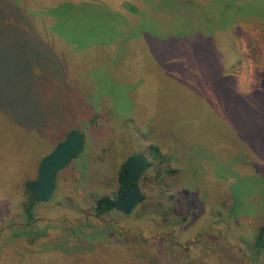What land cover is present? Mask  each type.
<instances>
[{"label":"rangeland","instance_id":"1","mask_svg":"<svg viewBox=\"0 0 264 264\" xmlns=\"http://www.w3.org/2000/svg\"><path fill=\"white\" fill-rule=\"evenodd\" d=\"M226 1L0 0L1 27L27 17L39 51L29 61L0 44V264H264L253 247L264 225V110L254 120L225 113L233 97L214 93L195 54L158 59L143 37H210L216 79L251 94L264 80V0ZM247 3L254 10H239ZM73 129L83 149L29 217L27 184ZM137 153L149 163L141 201L97 215Z\"/></svg>","mask_w":264,"mask_h":264},{"label":"trees","instance_id":"2","mask_svg":"<svg viewBox=\"0 0 264 264\" xmlns=\"http://www.w3.org/2000/svg\"><path fill=\"white\" fill-rule=\"evenodd\" d=\"M229 1L232 6L235 0L226 1V5L228 6H230ZM242 7L243 8L239 10H249V11L254 10L253 5L250 3L243 4ZM56 9H54L52 12L57 15ZM21 18L22 20L19 21V23L14 27V29L9 28L6 24H4L3 27H1V23H0V39H1L0 44L2 45V42H6L9 44V48L13 52L21 51L22 53L30 54L29 61H33L34 56L32 54H36L35 52H39V51L35 47V42L27 38L29 31L27 29L28 27L26 26L25 21L29 22L28 18L25 16H22ZM143 37L146 41H148L147 42L149 44L148 48L151 51H153L155 54L156 51L161 52L166 50L168 51L183 50L186 52L185 60L190 57L189 52H191V54H195V57H197L196 60H194L196 67L201 69L199 73H202V76H207L210 78V82L212 84L214 93H216V90L214 89L216 85L215 88L218 90L220 94H225L229 97H233L229 102L224 103L225 113L227 111H230L232 115L236 117L237 120H240L242 115L244 116L245 114H249V118L253 120L254 118L263 119V117L260 116L258 117L257 114L261 113V111L264 110V80L259 89L253 91V93L251 94H246V95H240L234 90V88H232L231 82H229L230 78L228 76L226 77L225 75L222 74V77L217 80L214 75V70L219 68V70L222 72V67L220 65L215 64L218 53L216 51V46L210 37L201 36L200 41H198L197 43L188 42L190 44L188 43L186 44L185 43L186 41H183L181 42V44L178 45H174L173 40H171L170 37L168 38L163 37L161 39V37L154 35L152 33L150 35L145 34ZM38 45H40V43H38ZM47 50L48 51L50 50V52H52L51 48H48ZM160 56H161L160 54L157 55L158 59H160ZM176 66L178 68H182L185 71L189 72L188 70L185 69L186 67L185 61H181L177 63ZM31 73L33 74L32 67H29L28 68L29 76ZM179 73L181 74L180 70ZM201 82L202 80L199 77V83L203 84ZM207 84L205 83L204 85ZM81 150L78 151L73 157H75L78 153H80ZM155 153L156 154L158 153V149H155ZM32 182H29L27 184V190L30 193V197H29L28 205L25 208V211L29 217L31 216V211L34 204L33 191L31 190ZM118 184L119 185L115 198L102 196L96 200L94 211L97 215H102L114 209V203L127 192L130 183L127 181L126 161L121 165L120 170L118 172ZM253 247L258 250L264 249V225L259 227L254 239Z\"/></svg>","mask_w":264,"mask_h":264},{"label":"water","instance_id":"3","mask_svg":"<svg viewBox=\"0 0 264 264\" xmlns=\"http://www.w3.org/2000/svg\"><path fill=\"white\" fill-rule=\"evenodd\" d=\"M84 143V133L80 129H73L61 143L41 160L36 179L31 185L34 202H45L51 198L58 171L82 149ZM148 167V160L142 153L128 156L126 173L130 186L127 192L114 203L115 209L127 214L141 201L142 191L139 181Z\"/></svg>","mask_w":264,"mask_h":264}]
</instances>
